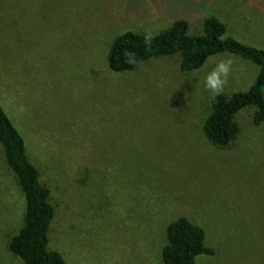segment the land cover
Wrapping results in <instances>:
<instances>
[{"label": "rangeland", "instance_id": "obj_1", "mask_svg": "<svg viewBox=\"0 0 264 264\" xmlns=\"http://www.w3.org/2000/svg\"><path fill=\"white\" fill-rule=\"evenodd\" d=\"M207 17L264 50V0H0V104L50 190L49 246L66 264H163L166 227L180 217L216 251L200 264H264V127L244 109L228 147L202 133L205 77L230 59L229 96L257 67L230 54L189 73L178 56L126 73L106 63L123 32L153 36L183 19L196 34ZM23 213L0 146V264H23L8 250Z\"/></svg>", "mask_w": 264, "mask_h": 264}, {"label": "trees", "instance_id": "obj_2", "mask_svg": "<svg viewBox=\"0 0 264 264\" xmlns=\"http://www.w3.org/2000/svg\"><path fill=\"white\" fill-rule=\"evenodd\" d=\"M183 19L152 36L132 31L115 36L108 47L106 63L114 73L131 72L136 64L163 57H179L182 73L196 71L213 56L230 54L257 67L253 84L246 91L229 96H212L209 112L202 125L204 137L215 147H228L237 137L236 115L252 110L254 125L264 127V50L226 36L222 22L213 17L203 21L200 33L190 34ZM0 146L7 169L24 197L22 225L8 242L9 252L23 264H66L64 256L50 249V228L55 207L50 190L40 182L39 172L29 161L22 135L0 104ZM161 249L163 264H200L199 258L212 257L216 251L207 245L204 229L185 217L170 222Z\"/></svg>", "mask_w": 264, "mask_h": 264}, {"label": "clouds", "instance_id": "obj_3", "mask_svg": "<svg viewBox=\"0 0 264 264\" xmlns=\"http://www.w3.org/2000/svg\"><path fill=\"white\" fill-rule=\"evenodd\" d=\"M152 36L146 37V43L150 42ZM232 61L221 60L217 63L213 71L205 77V88L209 90L213 96H218L222 93L224 85L227 83V77L231 71Z\"/></svg>", "mask_w": 264, "mask_h": 264}]
</instances>
